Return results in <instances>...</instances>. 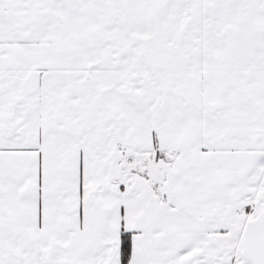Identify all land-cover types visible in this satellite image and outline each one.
Here are the masks:
<instances>
[{"label": "snow or ice", "instance_id": "obj_1", "mask_svg": "<svg viewBox=\"0 0 264 264\" xmlns=\"http://www.w3.org/2000/svg\"><path fill=\"white\" fill-rule=\"evenodd\" d=\"M0 264H264V0H0Z\"/></svg>", "mask_w": 264, "mask_h": 264}]
</instances>
